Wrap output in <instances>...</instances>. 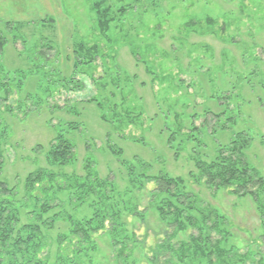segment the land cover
Listing matches in <instances>:
<instances>
[{
    "label": "rangeland",
    "instance_id": "obj_1",
    "mask_svg": "<svg viewBox=\"0 0 264 264\" xmlns=\"http://www.w3.org/2000/svg\"><path fill=\"white\" fill-rule=\"evenodd\" d=\"M97 3L115 17L107 33L99 29ZM0 35L7 40L0 71L28 73L23 92L11 97L15 117L7 116L11 137L0 180L18 187V199L25 200L30 173L47 170L59 181L64 174L84 176L85 161L92 159L99 177L113 181L117 204L143 213L122 218L138 247L129 244L122 256L121 245L99 233L92 237L96 250L82 264H153L154 249L169 231L150 205L154 183L133 188L109 146L122 149L123 159L145 163L148 175L183 178L199 206L226 216L231 236L222 246L232 249L231 264H264L253 253L263 232L253 199L212 191L189 177L196 160L211 161L238 133L251 139L246 159L264 177V0H0ZM80 44L100 48L92 64L77 67L78 58L86 62L85 52L75 54ZM194 128L199 136L191 141ZM66 130L76 161L49 165L50 144ZM47 200L58 205L50 215L59 213V219L42 257L54 264L56 239L70 229L60 216L79 221L93 211L68 191ZM191 232L178 234L173 244ZM159 253V262L170 258Z\"/></svg>",
    "mask_w": 264,
    "mask_h": 264
},
{
    "label": "trees",
    "instance_id": "obj_2",
    "mask_svg": "<svg viewBox=\"0 0 264 264\" xmlns=\"http://www.w3.org/2000/svg\"><path fill=\"white\" fill-rule=\"evenodd\" d=\"M94 10L100 31L107 33L110 24L115 21V17H111V8H104L103 3H97ZM126 13L127 8L122 7L120 14ZM194 24L191 22L187 26L193 27ZM6 45V38L0 35V51ZM81 52H85L83 58L86 62L78 58L77 67L92 64L101 54L98 46L88 47L84 44H80V47L75 49L76 56ZM2 71H0V173L4 167L5 147L11 137L7 116L15 117L11 97L15 93L23 92L28 76L23 70L15 71L12 75ZM88 102H94V99ZM18 109L23 107L20 105ZM229 121L234 122L233 119ZM69 124L72 129H77L78 124ZM199 131L198 128L192 130L194 134L191 136V141L198 139ZM67 132V130L58 131L51 142L46 157L49 165L66 167L76 161V145L67 138ZM175 139V133H172L168 138V144L174 145ZM250 145L251 139L246 133L236 134L228 145L219 149L218 155L211 161L196 160V172L190 173L189 177L193 184L202 182L212 191L225 190L232 196L253 199L257 204L263 230L255 243L257 252L253 251V253L259 255L261 257L259 262H262L264 260V177L258 174L246 159L245 151ZM38 149L41 151V146ZM109 151L121 159L133 188L142 189L145 184L154 183V189L150 192V205L169 231L162 245L157 244L154 249L150 260L153 264L162 262L163 264H231L232 249L222 246L231 236L230 224L226 216L215 209L205 210L199 206L197 196L188 191V184L183 178L168 174L148 175L143 172L147 167L145 163L138 159L132 161L123 159L122 149L114 146H109ZM92 165V159H87L84 176L64 174L61 181L59 176L47 170L38 169L30 173L23 189L25 200L18 199L20 196L18 187H11L6 181L0 180V264H49V260L43 259L42 256L47 251V235L56 228L59 213L50 215L58 205H50L47 198L56 191H68L81 204L87 203L93 213L90 217L79 221L66 214L64 217L60 216L68 223L70 229L66 234L60 233L56 239L58 250L54 264H82L81 258L87 257L96 250L97 244L92 237L99 233L109 234L114 245H121L122 256L128 251L129 244H132L133 248L138 247L137 239L133 234H128L122 218L126 212L133 216H142L143 213L137 209L129 210L126 206L122 207L123 202L117 204L115 201L117 192L113 181L101 179ZM37 191L46 195L42 198L36 196ZM29 202L33 204L31 209ZM189 230L192 232L186 241L173 244L178 234ZM162 250L165 252L162 254L163 257L170 258L159 262L161 258L159 252ZM245 256L248 257V254Z\"/></svg>",
    "mask_w": 264,
    "mask_h": 264
}]
</instances>
